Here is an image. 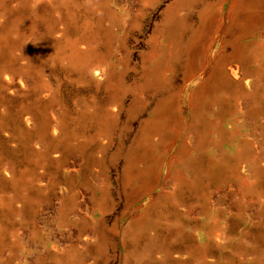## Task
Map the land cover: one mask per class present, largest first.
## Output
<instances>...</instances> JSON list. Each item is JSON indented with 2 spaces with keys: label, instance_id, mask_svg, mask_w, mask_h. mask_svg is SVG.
Here are the masks:
<instances>
[{
  "label": "rangeland",
  "instance_id": "obj_1",
  "mask_svg": "<svg viewBox=\"0 0 264 264\" xmlns=\"http://www.w3.org/2000/svg\"><path fill=\"white\" fill-rule=\"evenodd\" d=\"M263 11L0 0V264H264Z\"/></svg>",
  "mask_w": 264,
  "mask_h": 264
},
{
  "label": "bare ground",
  "instance_id": "obj_2",
  "mask_svg": "<svg viewBox=\"0 0 264 264\" xmlns=\"http://www.w3.org/2000/svg\"><path fill=\"white\" fill-rule=\"evenodd\" d=\"M257 19H264V11L259 15V16H257V17H253V18H250L249 19V21L250 22H254L255 20H257ZM222 28V27H221ZM237 67V66H236ZM232 72L234 73V74H236V71L235 70H232ZM168 113H166V112H162L161 114H160V117H161V119L162 120H167V118H168ZM148 127V126H147ZM149 129H150V131H153V133H156L157 131V133H159L160 135H161V137H163V128H158V127H155V126H151V127H149ZM197 129H198V137H197V139L198 140H202V136H203V132H204V130H205V128H204V124H203V122H202V120L200 121V122H198L197 123ZM165 135V134H164ZM243 154V153H242ZM196 168V167H195ZM222 169V168H221Z\"/></svg>",
  "mask_w": 264,
  "mask_h": 264
}]
</instances>
